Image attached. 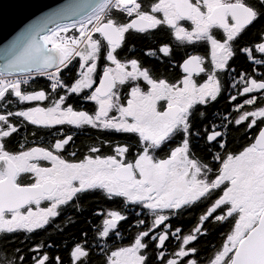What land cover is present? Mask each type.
Masks as SVG:
<instances>
[{
  "label": "snow or ice",
  "instance_id": "snow-or-ice-1",
  "mask_svg": "<svg viewBox=\"0 0 264 264\" xmlns=\"http://www.w3.org/2000/svg\"><path fill=\"white\" fill-rule=\"evenodd\" d=\"M154 31L168 40L145 50L159 59L146 66L130 38ZM238 55L247 71L232 66ZM226 89L227 114L209 118ZM29 126L61 130L46 146L25 136L9 147ZM84 128L105 138L77 156L71 132ZM229 130H243V143L233 146ZM90 196L118 206L91 211L92 241L87 232L72 241L70 264H89L93 248L98 264H264V0H93L44 17L6 46L0 264H63L50 254L60 247L52 236L89 211ZM193 208V227L170 226ZM130 217L144 230L109 244ZM210 227L223 231L205 251L196 245ZM37 231L48 236L30 240Z\"/></svg>",
  "mask_w": 264,
  "mask_h": 264
},
{
  "label": "flooded vegetation",
  "instance_id": "flooded-vegetation-1",
  "mask_svg": "<svg viewBox=\"0 0 264 264\" xmlns=\"http://www.w3.org/2000/svg\"><path fill=\"white\" fill-rule=\"evenodd\" d=\"M138 39L145 40L147 43V46L146 47H141L140 45L137 46L136 40H138ZM167 40H168V35L166 32H163V31H154L151 35H136L135 37L130 38V43L134 44L135 49H136V51L133 53V55L139 57L141 59V61L143 62V64L146 66H151V65L159 66V59L146 56V55H144V52H145V50H147L149 48L157 47L161 41L167 42ZM182 54L183 53L181 50L176 49V48L173 49V57L174 58L178 59ZM158 56L160 59H163L162 55L158 54ZM232 66L239 71H247L248 70V64L245 63V59H244L243 55H238L236 57V59L232 62ZM259 71H260V69H257V72H259ZM233 75H235V73H233ZM64 76L66 79H69L65 74H64ZM44 80H46V79H44ZM44 84L45 83L39 84L38 87L43 86ZM232 94L233 95L235 94V89L232 90ZM226 95H227V89L225 90L224 94L222 96H220V98L214 103V105L211 109H206V111L209 113V118H211L212 114L217 113V111H219L220 113H224L225 115L227 114L226 101H225ZM70 102H73V101H70ZM215 122L219 123V119H217ZM234 128H238V126H234ZM60 130H61L60 126H53L51 133H49L48 130H42V131L37 132L34 127L29 126L27 128L26 132L24 129L20 130L18 136L13 138V143H11L9 145V147H12V148L17 147V144L15 143V141L18 139H22L25 136H27V143L30 146H46L49 143L50 136L55 135ZM68 130H69V127L65 126L64 131L67 132ZM242 131L243 130H240V131L229 130V137L232 140L233 146H235L237 143H243L244 136L242 135ZM33 133H35V135H33ZM71 134L73 135V141L68 146L69 152L75 151L77 153V156H79L81 152H86L87 151L86 146L91 145L93 143V141L105 138V137L101 136L100 131L95 130V129H89V128H84L81 130L73 129ZM249 135H251V133H249ZM111 139L116 140V139H121V137L119 135H114L111 137ZM86 198H90L92 201H94L93 204H91L92 208L90 209V214H91V211L94 210L96 207L113 208V207L118 206L117 204L105 203L104 200L101 199L99 196H90V197H86ZM194 209L195 208L191 209L190 211L183 213L181 216L170 218V220H169L170 226L181 227L185 231H187L188 229L193 227L195 225V222H196L195 218L200 214L199 208H197L195 210ZM137 211H139V208H137ZM192 211H194V213H192ZM188 214H191L190 215L191 217H187ZM61 219H63V218H61ZM74 219H75V217H74ZM140 219H144V217L141 216ZM187 221H190V222L188 223ZM94 223H98V221L95 220ZM120 229H121L120 237L115 238V240L108 239L107 242L109 244H112V243L127 244L138 230H144L143 228L137 229L134 226V219H132L131 217L128 220L121 222ZM214 230L216 231L217 228L210 227L208 234L202 235V238H199L198 244L196 246L201 248V249H204L205 251L211 250L212 246H214L215 244H217L219 242V235L220 234L218 236H216L215 238L211 239L212 243L208 242V240H210L211 236H213ZM221 230L223 231V229H221ZM49 231H51V229H49ZM153 231L155 232V230H153ZM58 235L59 234H53V236H52V240L56 244H57L56 238L58 237ZM93 235H94V233L90 230V234L88 235L89 242L92 241ZM47 236H48L47 231H37L36 234L34 236H30L29 239L30 240H40V239H44ZM21 239H23V236H21ZM79 239H77V240H79ZM167 243H168V250L174 251L175 250L173 247L174 241L169 240ZM203 243H206V244L209 243V245L206 248H203L202 247ZM29 246H31V245L29 244ZM71 246H72V243L68 246V253L70 251ZM55 251H57V249L53 250L50 254L53 256L58 255L61 258L60 253H56ZM205 251H202L200 254L204 255ZM96 252H98V249L93 248L92 253L90 254V257H89V264H98L99 256L95 254ZM61 260L63 261V264H70L69 255H68V260L64 261L62 258H61Z\"/></svg>",
  "mask_w": 264,
  "mask_h": 264
},
{
  "label": "water",
  "instance_id": "water-1",
  "mask_svg": "<svg viewBox=\"0 0 264 264\" xmlns=\"http://www.w3.org/2000/svg\"><path fill=\"white\" fill-rule=\"evenodd\" d=\"M93 0H0V63L3 51L29 26L54 14L83 10ZM79 19V16H70ZM48 27H52L51 24Z\"/></svg>",
  "mask_w": 264,
  "mask_h": 264
},
{
  "label": "trees",
  "instance_id": "trees-1",
  "mask_svg": "<svg viewBox=\"0 0 264 264\" xmlns=\"http://www.w3.org/2000/svg\"><path fill=\"white\" fill-rule=\"evenodd\" d=\"M136 44L137 46H141V47H146L147 43L145 40L143 39H138L136 40ZM68 78H70L72 76V71L70 70L67 73H64ZM35 85H39V84H43L46 82V80H44L43 78H35L33 80ZM88 201V204L86 205V207L89 209V211H85L83 214L81 215H77L75 216V223H72L70 225H68L67 227L64 228L63 233H59L58 237L56 238L57 244L60 246L57 251H55L56 253H60L61 258L65 261L68 260V246L72 243L73 240H77L79 238H81V235L83 234V232H87L88 235L90 234V230H89V224H88V220L90 219V209L92 208L91 204H93L94 201H92L90 198H86ZM197 209V208H195ZM194 209V210H195ZM192 213H194V211H192ZM191 214H188L187 217H191ZM186 217V218H187ZM95 220H92L91 222L94 223ZM188 223L190 221H187ZM222 230L221 229H217L216 231L214 230V234L213 236H211L210 240H208L209 243H212L213 238H215L216 236H218L220 234ZM64 241H67V246H65ZM206 243L202 244L203 248H206L208 245Z\"/></svg>",
  "mask_w": 264,
  "mask_h": 264
}]
</instances>
